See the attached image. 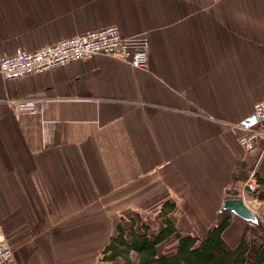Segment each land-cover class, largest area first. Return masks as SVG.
I'll return each mask as SVG.
<instances>
[{
	"label": "crops",
	"instance_id": "obj_1",
	"mask_svg": "<svg viewBox=\"0 0 264 264\" xmlns=\"http://www.w3.org/2000/svg\"><path fill=\"white\" fill-rule=\"evenodd\" d=\"M112 25L148 39L147 69L99 55L0 77L10 264H124L101 260L119 224H146L153 237L168 201L184 235L205 237L222 209L229 247L246 228L264 243V201L251 207L258 223L224 209L252 173L264 191L263 146L246 151L238 127L264 99V0H0V58ZM24 99L43 110L19 111Z\"/></svg>",
	"mask_w": 264,
	"mask_h": 264
},
{
	"label": "built area",
	"instance_id": "obj_2",
	"mask_svg": "<svg viewBox=\"0 0 264 264\" xmlns=\"http://www.w3.org/2000/svg\"><path fill=\"white\" fill-rule=\"evenodd\" d=\"M99 55L115 57L137 69H147L149 41L144 36L124 37L118 27L112 25L59 41L36 51L18 49L11 55H4L0 58V77L5 81L22 79ZM37 105L34 99L15 102V107L19 111L36 108L42 111L44 105L39 107ZM238 127L243 130L239 143L246 151L253 150L258 144H262L264 150V99L255 103L252 113L244 118ZM260 191L258 178L252 173L242 188L241 198L249 209L259 203ZM262 214L264 215V211ZM13 260L14 251L8 239L0 232V264H10Z\"/></svg>",
	"mask_w": 264,
	"mask_h": 264
},
{
	"label": "trees",
	"instance_id": "obj_3",
	"mask_svg": "<svg viewBox=\"0 0 264 264\" xmlns=\"http://www.w3.org/2000/svg\"><path fill=\"white\" fill-rule=\"evenodd\" d=\"M258 181L262 183L260 179ZM258 196L264 201V191L261 190ZM176 209V204L169 201L161 206L158 216L162 226L153 237L146 224L140 225L138 231L134 220L130 227L120 223L117 235L112 236L103 249L101 260L108 263L122 260L124 264H247L248 253L254 244L258 247L254 264H264V243H258L248 228L235 248L229 247L223 239V232L232 220L229 211L222 210L216 223L201 238L184 235L178 230L171 218ZM170 239L165 252L159 254L158 247Z\"/></svg>",
	"mask_w": 264,
	"mask_h": 264
},
{
	"label": "water",
	"instance_id": "obj_4",
	"mask_svg": "<svg viewBox=\"0 0 264 264\" xmlns=\"http://www.w3.org/2000/svg\"><path fill=\"white\" fill-rule=\"evenodd\" d=\"M235 193V190H233ZM224 209L231 210L240 218L251 223H258L257 215L249 209L242 199H230L225 202Z\"/></svg>",
	"mask_w": 264,
	"mask_h": 264
},
{
	"label": "rangeland",
	"instance_id": "obj_5",
	"mask_svg": "<svg viewBox=\"0 0 264 264\" xmlns=\"http://www.w3.org/2000/svg\"><path fill=\"white\" fill-rule=\"evenodd\" d=\"M264 206V205H263ZM125 225H127V223H125ZM128 226V225H127ZM131 225H130V222H129V226L128 227H130Z\"/></svg>",
	"mask_w": 264,
	"mask_h": 264
}]
</instances>
